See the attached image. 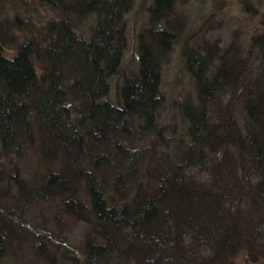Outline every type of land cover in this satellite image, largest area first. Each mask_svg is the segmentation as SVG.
<instances>
[{
	"label": "trees",
	"instance_id": "16d2710c",
	"mask_svg": "<svg viewBox=\"0 0 264 264\" xmlns=\"http://www.w3.org/2000/svg\"><path fill=\"white\" fill-rule=\"evenodd\" d=\"M30 1L0 0V257L21 234L35 264H264V32L183 42V143L155 123L174 0H153L130 74L131 0Z\"/></svg>",
	"mask_w": 264,
	"mask_h": 264
},
{
	"label": "rangeland",
	"instance_id": "374dc122",
	"mask_svg": "<svg viewBox=\"0 0 264 264\" xmlns=\"http://www.w3.org/2000/svg\"><path fill=\"white\" fill-rule=\"evenodd\" d=\"M152 3L153 0H131L129 9L123 17L126 45L121 59V68L125 74H130L138 67V35L150 25L148 11ZM173 5L174 9L170 14V19L176 21L179 30L178 40L162 62L160 89L164 103L159 108L155 123L172 125L174 137L183 139L185 143L187 136L180 116L179 104L187 97L194 99L195 91L193 80L181 62L180 50L183 42L186 41L189 45L196 46L204 41H216L222 48L236 41L241 49H245L255 32H264V0H174ZM42 13H46L45 15L49 18L52 17V14L45 12V9H42ZM80 21L81 28H83L87 21ZM159 26L161 23L155 25V27ZM12 33L13 38L17 40H20L22 36L24 38L23 33L18 30H13ZM5 51L13 53V49L7 47ZM109 90L110 95L113 96V85ZM163 135L169 137L167 132ZM8 198L9 194L6 192L0 196V205L3 209L7 206L5 204L8 203ZM47 219L45 228L61 234L72 231L73 238L78 237L79 224L67 221L56 228L55 222L50 218ZM69 225H71V230H69ZM45 236L50 239L51 235L46 232ZM19 237L17 241H6V251L0 257V264H35L30 239L24 238L21 234ZM246 256H248L247 253L240 251L239 255L232 260V264H257L248 259L245 260Z\"/></svg>",
	"mask_w": 264,
	"mask_h": 264
}]
</instances>
